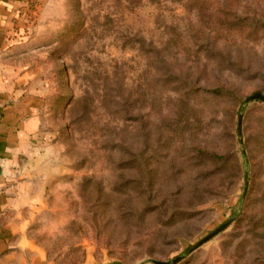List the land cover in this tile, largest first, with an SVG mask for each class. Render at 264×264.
<instances>
[{
  "label": "rangeland",
  "instance_id": "rangeland-1",
  "mask_svg": "<svg viewBox=\"0 0 264 264\" xmlns=\"http://www.w3.org/2000/svg\"><path fill=\"white\" fill-rule=\"evenodd\" d=\"M28 3L5 59L42 103L19 168L47 258L264 264V0Z\"/></svg>",
  "mask_w": 264,
  "mask_h": 264
},
{
  "label": "crops",
  "instance_id": "crops-1",
  "mask_svg": "<svg viewBox=\"0 0 264 264\" xmlns=\"http://www.w3.org/2000/svg\"><path fill=\"white\" fill-rule=\"evenodd\" d=\"M28 1L0 0V264H55L27 233L23 209L34 203L35 195L27 180H22L28 175L19 168L29 140L38 133L42 103L27 75L14 72L5 59L10 35L25 22L22 11ZM13 178L20 180L6 185Z\"/></svg>",
  "mask_w": 264,
  "mask_h": 264
},
{
  "label": "water",
  "instance_id": "water-1",
  "mask_svg": "<svg viewBox=\"0 0 264 264\" xmlns=\"http://www.w3.org/2000/svg\"><path fill=\"white\" fill-rule=\"evenodd\" d=\"M253 100H259L264 102V95H262L261 93H255L253 95H251L250 97H248L246 99V102H250ZM240 124V123H239ZM230 221H228L227 223L221 225V227H219L218 229H216L213 233H211L208 237H206L205 239H203L202 241H200L199 243H197V245H195L192 249L200 246L202 243L206 242L207 240H209L212 236H214L216 233L220 232L221 230H223L229 223ZM183 257H177L174 260L170 261V262H155V264H176L178 263Z\"/></svg>",
  "mask_w": 264,
  "mask_h": 264
},
{
  "label": "trees",
  "instance_id": "trees-1",
  "mask_svg": "<svg viewBox=\"0 0 264 264\" xmlns=\"http://www.w3.org/2000/svg\"><path fill=\"white\" fill-rule=\"evenodd\" d=\"M28 2H29V1H28ZM28 2H27V3H28ZM28 5H29V3H28Z\"/></svg>",
  "mask_w": 264,
  "mask_h": 264
}]
</instances>
